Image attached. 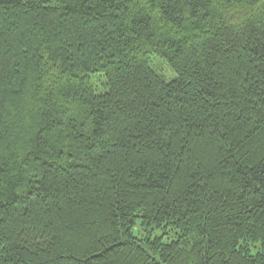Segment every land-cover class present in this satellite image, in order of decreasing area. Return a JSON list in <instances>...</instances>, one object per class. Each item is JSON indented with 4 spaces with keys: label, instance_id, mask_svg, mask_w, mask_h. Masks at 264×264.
<instances>
[{
    "label": "trees",
    "instance_id": "16d2710c",
    "mask_svg": "<svg viewBox=\"0 0 264 264\" xmlns=\"http://www.w3.org/2000/svg\"><path fill=\"white\" fill-rule=\"evenodd\" d=\"M0 264H264V0H0Z\"/></svg>",
    "mask_w": 264,
    "mask_h": 264
},
{
    "label": "rangeland",
    "instance_id": "374dc122",
    "mask_svg": "<svg viewBox=\"0 0 264 264\" xmlns=\"http://www.w3.org/2000/svg\"><path fill=\"white\" fill-rule=\"evenodd\" d=\"M159 233H160V231H155V232L152 233V235H157V234H159ZM162 238H163V241H167V239H168V235L163 234V235H162Z\"/></svg>",
    "mask_w": 264,
    "mask_h": 264
}]
</instances>
